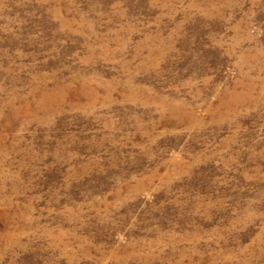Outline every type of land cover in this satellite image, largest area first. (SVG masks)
Listing matches in <instances>:
<instances>
[{
    "label": "rangeland",
    "instance_id": "rangeland-1",
    "mask_svg": "<svg viewBox=\"0 0 264 264\" xmlns=\"http://www.w3.org/2000/svg\"><path fill=\"white\" fill-rule=\"evenodd\" d=\"M0 264H264V0H0Z\"/></svg>",
    "mask_w": 264,
    "mask_h": 264
},
{
    "label": "bare ground",
    "instance_id": "bare-ground-1",
    "mask_svg": "<svg viewBox=\"0 0 264 264\" xmlns=\"http://www.w3.org/2000/svg\"><path fill=\"white\" fill-rule=\"evenodd\" d=\"M47 97V96H46ZM51 97V96H50ZM53 97V96H52ZM48 98V97H47ZM40 100H42V99H40ZM46 100V99H45ZM44 102V101H43ZM42 103V102H41Z\"/></svg>",
    "mask_w": 264,
    "mask_h": 264
}]
</instances>
